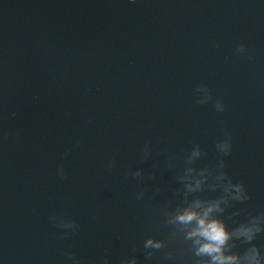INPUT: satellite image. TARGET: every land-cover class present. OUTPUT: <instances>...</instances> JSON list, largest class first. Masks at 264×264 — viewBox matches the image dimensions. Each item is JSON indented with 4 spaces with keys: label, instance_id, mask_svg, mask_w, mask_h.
<instances>
[{
    "label": "water",
    "instance_id": "1",
    "mask_svg": "<svg viewBox=\"0 0 264 264\" xmlns=\"http://www.w3.org/2000/svg\"><path fill=\"white\" fill-rule=\"evenodd\" d=\"M190 167L189 201L243 184L229 230L264 215V0H0V264H194L166 223ZM230 243L264 257V231Z\"/></svg>",
    "mask_w": 264,
    "mask_h": 264
},
{
    "label": "clouds",
    "instance_id": "2",
    "mask_svg": "<svg viewBox=\"0 0 264 264\" xmlns=\"http://www.w3.org/2000/svg\"><path fill=\"white\" fill-rule=\"evenodd\" d=\"M134 2V0H131ZM238 54H245L247 46L243 42L238 44L236 48ZM197 93L203 94L202 98L197 97V103L205 104L212 99L207 86L201 85L197 88ZM215 108L218 112L224 111V105L221 101L215 102ZM226 139L219 141L216 144L217 149L223 155H230L231 151V136L225 133ZM149 154L147 146L143 150L142 158L146 159ZM201 156V151L197 145L191 155L186 160V163H193L194 159ZM114 161L108 162L109 171L114 166ZM223 161L220 162V167L223 168ZM196 171L194 168L186 169V174L180 177L181 182L185 184L186 191L184 192V202L178 205L174 210L166 213V223L172 227V237L188 243L192 255L196 258L194 264H264V257L260 255L259 250L255 245L247 248L241 255L238 252L232 251L235 240H240L243 243L251 244L255 237L264 231L260 227L264 223V215L253 217L247 224H240L238 227L229 230L225 220L222 218V213L225 208L222 205H228L230 201L244 202L250 197L241 183H233L228 179L226 174L221 172L214 177L218 183L210 185L215 190L216 188L223 189V195L213 200H202L200 198L188 200L191 193L202 191V186L208 180L209 175L207 170L202 169L197 176L192 173ZM59 175L63 177L64 170H58ZM133 178L142 177L141 171L129 173ZM227 181V183H223ZM143 193L137 195V199H141ZM57 227L76 230L77 225L74 222H64L62 219L56 221ZM144 249L161 250L166 247V242L155 237H148L144 244ZM135 251V249H133ZM152 252H146V259L151 258ZM66 255H71L66 253ZM121 264H137L135 257L127 260H122Z\"/></svg>",
    "mask_w": 264,
    "mask_h": 264
}]
</instances>
